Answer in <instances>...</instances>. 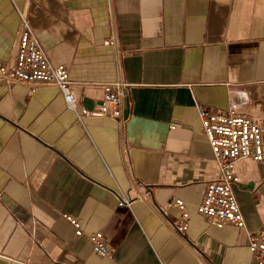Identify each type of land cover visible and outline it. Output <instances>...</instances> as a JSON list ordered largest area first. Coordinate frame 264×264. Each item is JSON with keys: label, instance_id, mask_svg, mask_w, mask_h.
Returning a JSON list of instances; mask_svg holds the SVG:
<instances>
[{"label": "crops", "instance_id": "0c3cea01", "mask_svg": "<svg viewBox=\"0 0 264 264\" xmlns=\"http://www.w3.org/2000/svg\"><path fill=\"white\" fill-rule=\"evenodd\" d=\"M18 10L81 106L100 107L110 81L131 86L124 123L79 121L57 86L0 74V252L22 262L0 264H259L249 243L264 223V160L235 164L247 227L210 224L197 206L220 170L196 103L264 120V0H0L4 63ZM175 198L190 212L186 237L172 227ZM96 231L111 257L93 253Z\"/></svg>", "mask_w": 264, "mask_h": 264}, {"label": "built area", "instance_id": "2783aa9c", "mask_svg": "<svg viewBox=\"0 0 264 264\" xmlns=\"http://www.w3.org/2000/svg\"><path fill=\"white\" fill-rule=\"evenodd\" d=\"M18 13L20 28L15 37L14 55L6 63L0 61L3 81L7 84H27L32 89L42 84L57 86L67 106L76 113L79 121H83L85 117H105L122 120L124 123L123 103L128 95L130 83L118 79L110 81L104 86L105 94L100 107L89 109L81 106L68 67L51 62L28 14L23 10H18ZM112 40L110 38L106 43L110 44ZM196 105L203 132L210 142L220 170V176L207 183L203 201L197 206V210L210 224L218 228L228 224L246 228V220L234 190L235 185L240 182L235 164L242 158H252L258 162L264 160V120L239 113L234 108L209 112L201 104ZM117 195L119 206L132 207L135 198L125 192H118ZM172 206L179 211L178 220L172 223L173 230L180 237H186L190 227L187 205L183 199L175 198ZM63 216L73 225L77 236L84 234L82 223L77 217L70 214ZM88 240L93 253L101 257L113 255L115 249L103 231L90 233ZM249 249L253 258L259 264H264V223L259 231L250 233ZM1 259L22 263L2 252Z\"/></svg>", "mask_w": 264, "mask_h": 264}]
</instances>
